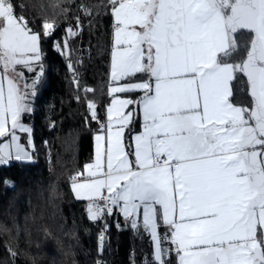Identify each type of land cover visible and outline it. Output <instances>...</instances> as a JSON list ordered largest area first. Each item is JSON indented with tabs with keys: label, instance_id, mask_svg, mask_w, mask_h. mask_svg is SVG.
Here are the masks:
<instances>
[{
	"label": "snow or ice",
	"instance_id": "1",
	"mask_svg": "<svg viewBox=\"0 0 264 264\" xmlns=\"http://www.w3.org/2000/svg\"><path fill=\"white\" fill-rule=\"evenodd\" d=\"M109 3L114 18L109 95L143 93L135 101L143 131L134 137L133 162L124 145L131 113L124 109L134 101L113 96L106 129L101 124L104 134L95 136V165L85 168L91 179L79 182L82 173L72 177L76 198L90 201L91 220L119 208L137 228L142 217L157 264H166L157 231L161 220L171 232L178 264H264V0ZM42 28L50 36L55 21L45 20ZM242 30L249 34L246 57L230 62L239 53ZM40 42V34L16 14L13 0H0V137L11 139L0 145V164L12 159L13 148L16 160H32L16 135L17 129L31 133L20 122L32 111L29 92L21 93L8 73L23 75L18 65L34 73L24 87L35 95L43 76ZM55 47L64 54L68 45ZM238 73L246 77L250 107L233 102ZM137 74L148 79L120 84ZM87 107L100 123L96 103L88 100Z\"/></svg>",
	"mask_w": 264,
	"mask_h": 264
},
{
	"label": "trees",
	"instance_id": "2",
	"mask_svg": "<svg viewBox=\"0 0 264 264\" xmlns=\"http://www.w3.org/2000/svg\"><path fill=\"white\" fill-rule=\"evenodd\" d=\"M13 3L16 14L25 17L32 31L41 36L43 76L35 95L27 89L32 111L21 117L31 126L34 160L0 168V264H157L151 234L143 223L133 228L132 219L117 209L103 219L91 220L87 202L77 200L72 191V177L93 159L94 135L107 123L113 32L109 0ZM45 20L55 21L50 36L43 34ZM248 39L247 32L237 33L239 53H233L230 62L246 57ZM54 41L61 48L67 42L64 54L54 48ZM21 69L32 82L34 73ZM233 85V102L250 107L246 77L238 73ZM85 88L93 91L86 93ZM88 100L96 103L100 123L92 119ZM138 127L136 120L127 140ZM105 226L107 240L100 250ZM159 232L166 264H178L170 230L161 227Z\"/></svg>",
	"mask_w": 264,
	"mask_h": 264
},
{
	"label": "crops",
	"instance_id": "3",
	"mask_svg": "<svg viewBox=\"0 0 264 264\" xmlns=\"http://www.w3.org/2000/svg\"><path fill=\"white\" fill-rule=\"evenodd\" d=\"M113 18V17H112ZM113 44H114V18H113V32H112V46H111V63H112V51H113ZM221 55V54H220ZM3 75V71L2 69L0 68V76ZM138 75V74H137ZM130 78V77H129ZM128 78V79H129ZM148 77L146 76L145 78L139 80V81H128V80H123V81H120V84L123 85V84H126V83H139V82H142V81H145L147 80ZM110 86H114V82L111 80V85ZM4 88L6 89V82H4ZM127 94H137L138 95V98H131L130 96H128ZM5 95H6V92H5ZM143 93L142 92H139V91H131V92H123V93H115L113 95H111V99L109 101V104L107 106V109L108 107L111 106L112 104V100H113V96H115L116 98H119V99H130V100H133L134 103L131 104V105H128L126 109H124L125 113H131V122L128 124V126L125 128V132H124V145H125V151L127 153H129V159H131L133 162L135 161V156L133 155L134 153V150H135V141H134V137L138 134H140L142 131H143V116H142V112L138 106L137 103H135V101H139L140 98L142 97ZM237 106H240V105H237ZM136 120L139 121V127L137 130L133 131L130 135V138L129 140H127V134H128V130L131 129L134 125V123L136 122ZM107 123H108V120H107ZM107 123H106V126H107ZM106 126H105V129H106ZM10 127V125H9ZM98 134H104L102 133V131L96 133L94 135V156H93V159L91 160V162H89L88 164L85 165L84 169L82 170V175L81 176H78V181L79 182H86L88 180L91 179V177L88 176V172L85 170L86 166L87 165H95V162H96V146H97V142L95 140V136L98 135ZM8 143H11V139H10V136H5V137H0V145H3V144H8ZM106 146V145H105ZM10 161H15L14 159V148L12 150V159H10ZM105 167H106V159H105ZM73 195L74 197L76 198L75 196V193L73 192ZM77 199V198H76ZM78 200V199H77ZM80 201H86L87 204L90 203V201L88 200H80ZM98 204L100 202V200H97L96 201ZM117 209V212L120 213L122 216L123 213L120 211L119 208H116ZM132 219V218H130ZM142 222V217L140 218V220L138 221V223ZM161 227H165L163 225V222L162 220L160 221V226L158 228V233L160 235V228ZM150 233V232H149ZM153 241V240H152ZM153 248H154V254H155V245H154V242H153ZM179 259V257H178Z\"/></svg>",
	"mask_w": 264,
	"mask_h": 264
},
{
	"label": "rangeland",
	"instance_id": "4",
	"mask_svg": "<svg viewBox=\"0 0 264 264\" xmlns=\"http://www.w3.org/2000/svg\"><path fill=\"white\" fill-rule=\"evenodd\" d=\"M36 33V32H35ZM0 68L3 71L2 66H0ZM24 68L23 66H17V73H23V75H18L16 73H12L9 72L8 75L16 82L17 85H19L21 93H23L24 91H26L27 89H25V84H31V82H28L26 75L24 73V70L21 69ZM30 89V88H29ZM6 92V89H5ZM25 127L30 128L31 126L29 124L24 123L22 120L20 121ZM16 135L19 137V144L24 148V150H26L27 152H29L32 156V160L31 161H27V160H16L15 159V148H14V159L15 161H21V162H32L34 160V156H33V151H34V144H33V139H32V135L31 133H27V132H23L20 131L19 129L16 130ZM29 140L31 141V143H29ZM13 161H8L7 163L4 164H0V168L2 166L8 165L9 163H11ZM81 176V175H80Z\"/></svg>",
	"mask_w": 264,
	"mask_h": 264
},
{
	"label": "built area",
	"instance_id": "5",
	"mask_svg": "<svg viewBox=\"0 0 264 264\" xmlns=\"http://www.w3.org/2000/svg\"><path fill=\"white\" fill-rule=\"evenodd\" d=\"M57 44L60 45V43H59L58 41H54L53 46H54L55 49H57V48L55 47V45H57ZM60 47H61V45H60ZM77 179H78V178H77ZM105 195H107L106 190H105ZM99 204L102 205V204H103V200H100ZM115 210H116V208H114L113 213H114ZM108 215H109V214L105 211V213H104V214L101 216V218H99V219H103V218L107 217ZM107 232H108V227L105 226V228H104V230L102 231V233H101V235H100V238H99V248H100V250L103 249L104 244H105V242H106V240H107ZM101 236H103V241H101ZM98 264H102V261H98Z\"/></svg>",
	"mask_w": 264,
	"mask_h": 264
}]
</instances>
